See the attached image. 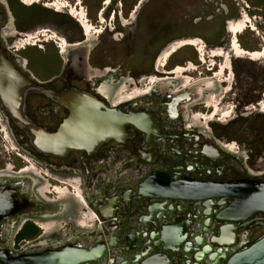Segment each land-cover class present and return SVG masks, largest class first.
<instances>
[{"label":"flooded vegetation","instance_id":"obj_1","mask_svg":"<svg viewBox=\"0 0 264 264\" xmlns=\"http://www.w3.org/2000/svg\"><path fill=\"white\" fill-rule=\"evenodd\" d=\"M18 1L25 5L40 2ZM111 3H104L103 12ZM45 6L55 11L66 9L80 24L81 38L70 39L49 27L22 28L8 0H0L1 51L27 79L50 92L30 90L25 114L51 133L71 119L77 126L104 125L105 139L98 145L90 139L64 154L43 153L30 144L0 97V118L17 143L13 156L22 161L7 162L12 157L3 156L0 149V262L5 256L18 259L66 247L91 249L97 244H110V254L98 257L95 263L130 264L136 255L142 261L154 258L161 263L156 257L161 252L157 245L167 233H179L178 239L183 238L179 251L168 252L174 264H202L196 258L200 256L206 264L215 254L220 257L221 240L231 243V252L246 247L253 233L264 230V211L229 220L237 196L186 194L170 198L166 204L160 196L163 193L151 196L154 182L163 183L179 174L201 182L242 181L245 186L264 183L260 158L252 161L247 150L220 140L208 127L217 115L214 105H220L232 89L231 54L221 48L211 49L210 57L225 61L217 65L211 59L209 74L198 71L195 77L188 75L196 68L192 62L167 69L170 57L184 46L195 47L199 60L207 62V46L200 37L192 36L159 50L151 69L141 70L146 75L128 76L116 64L100 68L90 63L89 33H102L105 22L117 20L114 14L110 17L100 11L99 25L93 26L81 0H49ZM234 22L228 23L232 34L230 24ZM49 44L56 45L63 67L60 74L42 82L35 78L22 53ZM240 47L238 39L232 40V56L256 54ZM199 82L214 93L205 95L203 90L192 94V86ZM257 93L256 105L264 112V88ZM199 103L211 109L207 118L193 112L192 107ZM123 115L132 116L134 121L123 123L118 131ZM242 196L254 195L246 189ZM129 244L136 245V250L131 251ZM219 260V264L226 263L223 257Z\"/></svg>","mask_w":264,"mask_h":264},{"label":"rangeland","instance_id":"obj_2","mask_svg":"<svg viewBox=\"0 0 264 264\" xmlns=\"http://www.w3.org/2000/svg\"><path fill=\"white\" fill-rule=\"evenodd\" d=\"M48 1L25 5L18 0H8L16 23L22 28L49 27L59 35L80 39V24L67 14L66 9L55 11L45 6ZM81 1L90 22L93 26L99 25V13L103 12L104 3L109 0ZM103 13L110 17L114 14L117 20L105 22L102 33H95L94 30L89 33L90 63L100 68L116 64L128 76L146 75L141 70L151 69L153 58L159 50L192 36L200 37L203 45L207 46V62L199 60L200 55L195 47L184 46L170 57L167 69L176 64L183 66L192 62L195 70L185 75L195 77L198 71L209 74L211 59L217 65L225 61L221 57H210L208 52L211 49L221 48L231 54L232 89L220 100V105H214L217 115L208 127L220 140L236 143L240 149L247 150L252 161L260 158L264 167V112L256 105L259 99H254L258 96L257 91L264 88V0H112ZM123 20L129 24L121 25L120 21L123 23ZM229 21H236L230 24L233 34L228 31ZM237 39L241 44L240 50L257 54H241L238 58L232 56V40L237 42ZM22 56L29 60L28 67L38 81L45 82L60 74L63 67L55 44L44 45L43 49H28ZM47 65L49 68H46ZM203 93L210 96L214 92L205 90ZM249 106L256 108L249 109ZM192 108L194 113L204 115L203 118H207L211 111L206 103ZM14 146L17 143L0 118V149L3 156L12 157V161L8 159L7 162L22 163L13 156L17 150ZM263 235L264 230L253 233L246 246Z\"/></svg>","mask_w":264,"mask_h":264},{"label":"water","instance_id":"obj_3","mask_svg":"<svg viewBox=\"0 0 264 264\" xmlns=\"http://www.w3.org/2000/svg\"><path fill=\"white\" fill-rule=\"evenodd\" d=\"M207 88V85L203 82L195 83L192 86V94L195 92H201ZM43 90L45 93H49L46 89L38 87L33 84L29 79L25 77L5 56L0 49V97L4 103L6 110L12 115L13 121L20 128H22L30 144L43 153H55L64 154L73 147H80L87 144L90 139H93V144L98 145L105 138L103 131L105 126L98 124L95 128L77 126L74 125V120H69L61 125L59 130L55 133L49 132L46 128L37 125L25 114V100L29 91ZM80 97L90 98L88 94H80ZM120 114V113H119ZM134 121L132 116L123 115V120L117 125V130L123 129V123ZM104 123V122H102ZM97 131V132H96ZM100 131V133H99ZM92 143V142H91ZM166 182L160 183L159 180L153 183L151 196H158L161 193L165 198V204L170 201V198L184 197L187 195H235L237 201L233 204L232 217H228L229 220H239L250 216L255 210L264 211V183L258 185L254 183L252 185L244 184L242 181L234 182H216L207 181L201 182L196 180H187L183 176L175 175L172 179H166ZM180 180V181H178ZM162 186H166L163 191ZM160 187V188H159ZM155 189V191H154ZM158 189L160 192L157 193ZM251 189L252 197H244L242 194L244 190ZM166 196V197H165ZM242 212V213H241ZM245 213V214H244ZM104 224V221H102ZM179 233H167L163 237L161 245L159 242L155 245L160 246L161 252L156 257L161 258L160 262H155L154 258L149 261H142L140 255H136L133 258V262L130 264H174L169 251H179L182 244V239H178ZM151 243V241H149ZM190 243V242H189ZM221 247L218 251L222 254L214 258L210 257L206 264H219L220 258L226 260L225 264H264V235L252 244L236 251L231 252L230 242L224 240L218 241ZM111 245H95L91 249H82L75 247H66L62 250L37 252L29 255H23L18 259L8 258L5 256L0 264H97L95 259L110 254ZM128 247L131 251L136 250V245ZM192 247V246H191ZM209 250L213 247L208 245ZM193 248H191L192 250ZM150 250V248H149ZM186 251H190L186 248ZM202 264L204 256L196 257ZM198 263V262H197ZM107 264V263H103Z\"/></svg>","mask_w":264,"mask_h":264},{"label":"bare ground","instance_id":"obj_4","mask_svg":"<svg viewBox=\"0 0 264 264\" xmlns=\"http://www.w3.org/2000/svg\"><path fill=\"white\" fill-rule=\"evenodd\" d=\"M89 28V27H88ZM257 54V53H256ZM256 54H254V55H256Z\"/></svg>","mask_w":264,"mask_h":264}]
</instances>
